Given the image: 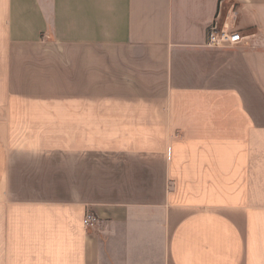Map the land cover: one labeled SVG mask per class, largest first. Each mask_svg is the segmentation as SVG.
<instances>
[{
    "label": "crops",
    "instance_id": "crops-1",
    "mask_svg": "<svg viewBox=\"0 0 264 264\" xmlns=\"http://www.w3.org/2000/svg\"><path fill=\"white\" fill-rule=\"evenodd\" d=\"M0 264H264V0H0Z\"/></svg>",
    "mask_w": 264,
    "mask_h": 264
},
{
    "label": "built area",
    "instance_id": "built-area-1",
    "mask_svg": "<svg viewBox=\"0 0 264 264\" xmlns=\"http://www.w3.org/2000/svg\"><path fill=\"white\" fill-rule=\"evenodd\" d=\"M244 40L245 36L239 30L229 24L220 26L218 22H215L209 28L207 45L210 47H232L242 43ZM84 223L88 228H95L100 223V220L95 212L88 211Z\"/></svg>",
    "mask_w": 264,
    "mask_h": 264
},
{
    "label": "rangeland",
    "instance_id": "rangeland-1",
    "mask_svg": "<svg viewBox=\"0 0 264 264\" xmlns=\"http://www.w3.org/2000/svg\"><path fill=\"white\" fill-rule=\"evenodd\" d=\"M110 172L111 171H109V170H104V177L105 176H108V177H110ZM111 178V177H110ZM124 183V182H123ZM135 183V188L136 189H139V190H142L143 188H144V185H145V183L143 182V181H141V180H138V181H136V182H134ZM88 184H89V182H88ZM101 184L102 185H104L103 187H105V188H110L111 187V184H112V182H110L109 180H103V182H101ZM137 199H143V198H137Z\"/></svg>",
    "mask_w": 264,
    "mask_h": 264
}]
</instances>
